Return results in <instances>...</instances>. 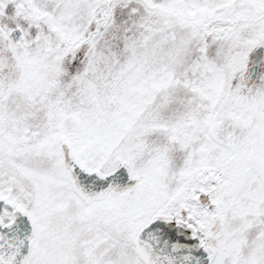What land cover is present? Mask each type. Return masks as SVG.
<instances>
[{
  "label": "snow or ice",
  "instance_id": "obj_1",
  "mask_svg": "<svg viewBox=\"0 0 264 264\" xmlns=\"http://www.w3.org/2000/svg\"><path fill=\"white\" fill-rule=\"evenodd\" d=\"M0 264H264V0H0Z\"/></svg>",
  "mask_w": 264,
  "mask_h": 264
}]
</instances>
